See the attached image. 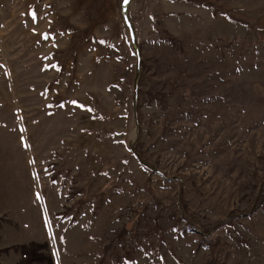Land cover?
<instances>
[{
	"label": "rangeland",
	"instance_id": "obj_1",
	"mask_svg": "<svg viewBox=\"0 0 264 264\" xmlns=\"http://www.w3.org/2000/svg\"><path fill=\"white\" fill-rule=\"evenodd\" d=\"M65 1L0 0V264H264V0Z\"/></svg>",
	"mask_w": 264,
	"mask_h": 264
},
{
	"label": "crops",
	"instance_id": "obj_2",
	"mask_svg": "<svg viewBox=\"0 0 264 264\" xmlns=\"http://www.w3.org/2000/svg\"><path fill=\"white\" fill-rule=\"evenodd\" d=\"M105 1V2H104ZM104 7L107 8V9H110L115 7V0H104ZM73 2V1H72ZM71 4V1L69 0H66L65 2H62L59 7L60 8H64L65 10L62 11L61 14L65 13L66 15H70L71 13H74L71 11V9H75L76 11V16H81V17H84L86 14L89 15L90 14V11H88L87 13L85 11H82L83 13H80L81 10H83L84 8H90V5L86 4V6L83 4L81 8H78V5H79V2L76 3L73 7L70 5ZM80 10V11H79ZM104 11H107V10H104ZM110 14H113L110 13ZM86 15V16H87ZM84 21V18H82V22ZM87 29V28H86Z\"/></svg>",
	"mask_w": 264,
	"mask_h": 264
},
{
	"label": "water",
	"instance_id": "obj_3",
	"mask_svg": "<svg viewBox=\"0 0 264 264\" xmlns=\"http://www.w3.org/2000/svg\"><path fill=\"white\" fill-rule=\"evenodd\" d=\"M124 5H125V3H123V6H124ZM123 13H124L125 19H126V21H127V23H128L127 16H126V11H125L124 7H123ZM134 153H135V155L139 158V160L142 162V164L148 166L145 162H143V161L141 160V158H140V156L138 155V153H136L135 151H134Z\"/></svg>",
	"mask_w": 264,
	"mask_h": 264
},
{
	"label": "snow or ice",
	"instance_id": "obj_4",
	"mask_svg": "<svg viewBox=\"0 0 264 264\" xmlns=\"http://www.w3.org/2000/svg\"><path fill=\"white\" fill-rule=\"evenodd\" d=\"M128 2H129V0H124V3H125V4H127ZM32 15H33V18L35 19V13H32ZM43 38H44V39H48V36L45 35ZM73 103H75V102H73ZM61 239H62V238H61Z\"/></svg>",
	"mask_w": 264,
	"mask_h": 264
},
{
	"label": "trees",
	"instance_id": "obj_5",
	"mask_svg": "<svg viewBox=\"0 0 264 264\" xmlns=\"http://www.w3.org/2000/svg\"><path fill=\"white\" fill-rule=\"evenodd\" d=\"M138 155H139V153H138ZM140 156V155H139ZM140 158H141V156H140ZM142 161H143V159H141ZM144 162V161H143ZM149 167V166H148Z\"/></svg>",
	"mask_w": 264,
	"mask_h": 264
}]
</instances>
